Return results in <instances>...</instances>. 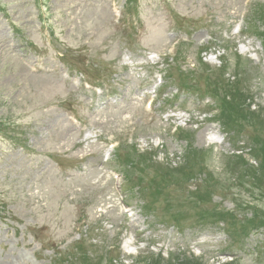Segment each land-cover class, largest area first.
<instances>
[{"label":"rangeland","instance_id":"374dc122","mask_svg":"<svg viewBox=\"0 0 264 264\" xmlns=\"http://www.w3.org/2000/svg\"><path fill=\"white\" fill-rule=\"evenodd\" d=\"M209 92L264 144V0H0V264H264L217 215L261 199L256 129Z\"/></svg>","mask_w":264,"mask_h":264},{"label":"trees","instance_id":"16d2710c","mask_svg":"<svg viewBox=\"0 0 264 264\" xmlns=\"http://www.w3.org/2000/svg\"><path fill=\"white\" fill-rule=\"evenodd\" d=\"M235 105V104H233ZM241 159H236V162L238 163H232L230 168V173L236 176L240 182H243L244 179H251L255 183L257 180L264 179V170L256 171V169L253 166H250L248 162L241 163L239 162ZM257 190L261 193V198H264V188L263 183H260L258 185ZM257 206H253L252 203L245 204L243 206H239V209L243 212H250L251 216L245 217L243 220H239L238 217L230 212H227L224 217L222 218V221L225 222H231L232 226L236 229L241 231L240 235L242 236H248L250 233H252L253 230H260L264 229V211L257 209ZM233 238H237L238 235L231 233Z\"/></svg>","mask_w":264,"mask_h":264}]
</instances>
